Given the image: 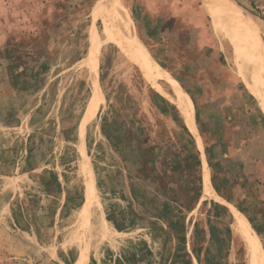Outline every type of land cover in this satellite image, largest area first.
<instances>
[{
    "label": "rangeland",
    "instance_id": "obj_1",
    "mask_svg": "<svg viewBox=\"0 0 264 264\" xmlns=\"http://www.w3.org/2000/svg\"><path fill=\"white\" fill-rule=\"evenodd\" d=\"M122 1L129 9V1ZM215 5L237 44L233 53L227 35L224 39L219 32L224 26L212 19L226 63L243 84L242 78L256 82L248 78L264 63V0H223ZM113 8L111 0H0V264H183L185 258L175 254L184 251L191 264L193 258L205 264L203 230H224L229 245L238 218L249 230L247 245L233 243L238 263L252 264L258 258L255 264H264V246L250 221L231 203L230 211L212 203L216 196L206 195L200 202L202 169L196 166L178 175L167 165L177 156L173 146L153 134L146 145V172L140 171L147 193L135 187L147 211L141 230L122 234L107 222L94 173L102 159L117 158L106 145L94 147L98 127L122 133L117 147L128 151L132 144L127 120L139 113L140 89L151 85L171 102L126 54L117 34L103 35L94 58L96 71L90 75L84 59L88 61L94 38L114 23ZM148 51L157 67L166 70ZM236 63L245 67L248 78L241 76ZM155 81L170 91L169 81ZM176 82L195 118L191 97ZM244 86L264 113L263 97ZM194 139L202 164V140ZM192 149L187 145L188 152ZM248 167L245 179H239L242 187L233 193L259 214L264 211L259 202L264 181ZM90 171L93 214L83 220L77 204L81 196L84 200ZM136 183L142 184L139 179ZM211 244L209 253L220 254L221 246Z\"/></svg>",
    "mask_w": 264,
    "mask_h": 264
},
{
    "label": "crops",
    "instance_id": "obj_2",
    "mask_svg": "<svg viewBox=\"0 0 264 264\" xmlns=\"http://www.w3.org/2000/svg\"><path fill=\"white\" fill-rule=\"evenodd\" d=\"M128 1L141 41L192 99L195 118L188 97L180 87L184 91L181 93L179 90L183 98V110L202 138V152H205L211 185L217 197L211 202L217 201L227 209L228 204H233L254 226L264 246V211L254 213L248 205L242 204L244 200L241 196L233 193V190L242 187L243 183L239 179H245L243 176L249 170L248 164L257 172L256 177L264 181L263 108L260 109L255 94L244 84L263 99L264 87L242 78L247 81L243 84L235 70L226 63L219 36L212 29V18L202 0ZM161 70L168 76L162 79L169 81L170 87L173 83L176 85L171 74ZM161 83L167 85L163 81ZM139 92V113L127 120V137H131L132 144L130 150L123 151L120 146L117 147V140L122 138V133L119 136L120 132L115 130L113 133H103L101 126L98 127L99 138L94 142L96 148L106 145L107 151L109 148L117 158L114 162H109L106 157L102 159L94 174L96 187L103 197L104 216L109 225L122 234L130 233L127 231L131 228L141 230L139 225L146 220L144 216L147 211L139 204L140 196L135 187L142 186L143 193H147L148 185L145 179H141L144 176H141L140 171L146 172L147 169L146 145L152 134L158 137L160 143L167 142L173 146L177 156L173 161L168 158L171 161L167 165L178 175L196 166L201 170L195 136L181 111L151 85L141 88ZM116 123L122 124L118 120ZM187 145L192 146V151H187ZM136 146L139 149L136 150ZM14 169L18 172L20 165L16 164ZM137 179L142 184H137ZM57 181L61 183L59 177ZM259 199L260 203H264V193ZM223 231L213 227L203 230L206 240V247L203 248L206 253L205 264H239L232 247L234 242L228 245V238ZM211 243L216 246L219 244L223 252L220 251L218 255L217 252L209 253L213 249ZM257 260L253 258L252 264ZM192 261L197 264L195 258ZM198 262L201 263V260Z\"/></svg>",
    "mask_w": 264,
    "mask_h": 264
},
{
    "label": "bare ground",
    "instance_id": "obj_3",
    "mask_svg": "<svg viewBox=\"0 0 264 264\" xmlns=\"http://www.w3.org/2000/svg\"><path fill=\"white\" fill-rule=\"evenodd\" d=\"M206 6V10L209 13V15L212 17V19L215 21L217 26H224L221 30H219L222 38L225 39V36L227 35V40L232 44V51L233 53L237 49L236 39L234 36L230 35L227 29V21L225 18H220L219 16V9L214 10L215 2L218 5L223 4V0H202ZM113 3V10H114V23L110 24L107 28H105L103 34L100 36H96L94 38L92 48L90 52L88 53V61L84 59V62L86 64V68H89L90 75L95 74V62L94 58L96 57L99 46L102 41L103 35L104 37L117 34L118 39L120 40L121 46L126 48V54L131 57V59L136 62L140 68L146 73V76L154 83L157 90L160 92H164V94L169 97V99L172 101V103L181 111L183 116L185 117V120L187 122V125L189 126L190 130L193 132L196 139L201 140V137L197 133L194 126L189 121L187 113L183 110V98L182 95L177 88V86L173 83L170 87V91L166 92L164 91L159 84L155 81V77L159 76L161 78H168L165 72H163L160 68L157 67V65L154 63L153 59L148 53V50L145 46V44L141 41L136 28L134 26V21L132 19V16L130 14L129 9L127 8L122 0H111ZM128 5V4H127ZM96 34V33H95ZM99 35V34H98ZM95 36V35H93ZM122 49V48H121ZM235 55V62L237 61L236 54ZM237 68H239L241 72V76H244V68L243 66L237 64ZM89 66V67H88ZM233 66V65H232ZM251 80L256 81L258 84L263 85L264 87V63L261 61V67L260 70L256 73H250ZM96 78V77H95ZM201 147V142H200ZM202 148V147H201ZM83 150V149H82ZM81 156V155H80ZM87 158L86 156H83L82 160ZM202 169V195L200 197V202L206 197H212L215 196V190L212 188L211 185V179H210V168L205 160V158L202 161L201 164ZM82 169V168H81ZM92 171L89 173V178L86 186V192L84 196V200L80 203L78 206L79 214L81 215V219L85 220L89 216L93 214V198H92V192L90 187V177L92 176ZM84 177V176H83ZM86 180V179H85ZM247 231L249 232L248 228L241 223V220L238 218L236 222L233 225V242H240L241 244L246 243L247 238ZM232 242V243H233ZM247 245V243H246ZM233 247V246H232ZM234 250V249H232ZM236 251V250H235ZM233 252V251H232ZM247 259H249V252L246 253Z\"/></svg>",
    "mask_w": 264,
    "mask_h": 264
},
{
    "label": "trees",
    "instance_id": "obj_4",
    "mask_svg": "<svg viewBox=\"0 0 264 264\" xmlns=\"http://www.w3.org/2000/svg\"><path fill=\"white\" fill-rule=\"evenodd\" d=\"M157 61V60H156ZM164 68V67H163ZM167 70V69H166ZM168 71V70H167ZM169 72V71H168ZM170 73V72H169ZM171 74V73H170ZM172 75V74H171ZM173 76V75H172ZM174 77V76H173ZM176 79V78H175ZM177 80V79H176ZM178 81V80H177ZM243 81H245V80H243ZM179 82V81H178ZM245 82H247V81H245ZM101 131L103 132V133H106L105 131H104V129H102V127H101ZM205 153V152H204ZM201 186H202V183H201ZM83 201V197L81 196V198H80V202L77 204V207L80 205V203ZM179 255H182L184 258H185V260H184V262H183V264H191V258H190V255H189V253L187 252V251H184V252H182V253H176L175 254V256H179Z\"/></svg>",
    "mask_w": 264,
    "mask_h": 264
}]
</instances>
